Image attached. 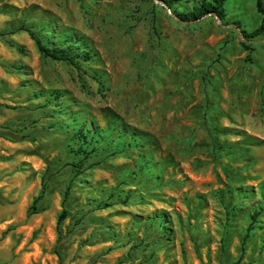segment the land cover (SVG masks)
Segmentation results:
<instances>
[{"label":"rangeland","instance_id":"obj_1","mask_svg":"<svg viewBox=\"0 0 264 264\" xmlns=\"http://www.w3.org/2000/svg\"><path fill=\"white\" fill-rule=\"evenodd\" d=\"M170 1L0 0V264H264V33L241 34L261 15L226 0L186 23L199 0Z\"/></svg>","mask_w":264,"mask_h":264},{"label":"trees","instance_id":"obj_2","mask_svg":"<svg viewBox=\"0 0 264 264\" xmlns=\"http://www.w3.org/2000/svg\"><path fill=\"white\" fill-rule=\"evenodd\" d=\"M161 1L166 6H168V8H171L172 3L170 0H161ZM225 1L226 0H211V1L199 0L197 4L194 5L188 12H177L176 16L182 22H196L200 20L202 17H204L205 15L214 14L221 21H223L225 18V8H224ZM255 9H256V12L259 15H261L260 24L257 28L253 29L250 32H247L246 30L241 29L242 36L247 40L255 39L264 33L263 0H255ZM234 25L240 28L239 22H234ZM25 31L29 34L30 38L35 41L38 51L41 53V55L44 58H49L50 60L56 61V62H67L74 67H78L79 60L84 59L82 55L79 54L80 52L78 51L75 52V51L70 50L71 48L78 47L79 44L77 45L67 44L66 47L49 48V47L44 46L31 30L27 29ZM241 45L243 46L245 50L251 51L250 44L241 43ZM82 53L88 54V51H84ZM247 59H250V57L247 56ZM50 102L51 100H48V103ZM74 119L75 120L73 121V123L78 125L75 130L77 131L78 142L89 144L90 141L94 138L93 136L98 135V133L93 132V131L88 132L85 122L82 119L78 120L77 117ZM115 131H116V138L118 139L117 141L118 151L116 152H121V153L123 152L124 155H129L130 152L137 154V158L134 161L135 168L133 172V175L135 176V178L137 179L138 177L144 176L146 174H150L151 171L153 170V168L151 167L152 157L149 153L146 152V148L144 147L146 144V137H144L141 134H137V136H130L129 134L124 132L123 128L119 130H115ZM108 135L109 134H107L106 137H108ZM99 136L102 137L101 134H99ZM139 148L143 150H138ZM73 167H77V168L83 167V163L78 162V164L73 165ZM157 175H158L157 177L159 178L160 173L157 172ZM37 199H39V197H37L33 201V205L31 208L32 214L37 213V210L35 208ZM66 215H67V211L65 208H63L57 220L58 224L61 223L65 219ZM158 224L159 226H161V231L162 230L166 231L167 226H162L164 224L163 222L159 221Z\"/></svg>","mask_w":264,"mask_h":264},{"label":"water","instance_id":"obj_3","mask_svg":"<svg viewBox=\"0 0 264 264\" xmlns=\"http://www.w3.org/2000/svg\"><path fill=\"white\" fill-rule=\"evenodd\" d=\"M161 4H162V6H164L165 8H167V6H165L164 3H161ZM167 9H168V8H167ZM168 10H169V9H168ZM210 15H213V17H214L217 21L220 20L216 15H214V14H210ZM186 23H188V22H186Z\"/></svg>","mask_w":264,"mask_h":264}]
</instances>
